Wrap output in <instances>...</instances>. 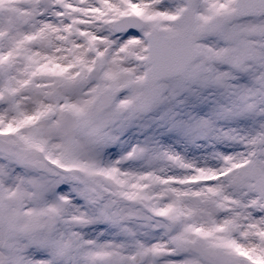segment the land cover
Returning a JSON list of instances; mask_svg holds the SVG:
<instances>
[{"label": "snow or ice", "instance_id": "6c2138e0", "mask_svg": "<svg viewBox=\"0 0 264 264\" xmlns=\"http://www.w3.org/2000/svg\"><path fill=\"white\" fill-rule=\"evenodd\" d=\"M0 264H264V0H0Z\"/></svg>", "mask_w": 264, "mask_h": 264}]
</instances>
